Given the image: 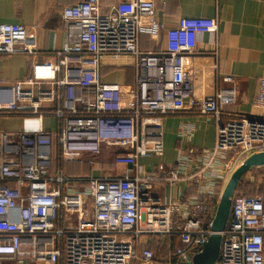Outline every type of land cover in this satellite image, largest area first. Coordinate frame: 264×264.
<instances>
[{
	"label": "built area",
	"instance_id": "built-area-1",
	"mask_svg": "<svg viewBox=\"0 0 264 264\" xmlns=\"http://www.w3.org/2000/svg\"><path fill=\"white\" fill-rule=\"evenodd\" d=\"M155 8L154 0H121L105 10L100 0L72 3L62 11V45L39 64L42 71L0 78V116L57 120L53 131H0V264H193L213 234L231 176L249 156L264 152V67L256 111L226 112L236 93L206 92L207 70L196 66L204 56L193 40L218 31V20L183 17L165 27ZM162 32L164 47L140 48L142 35ZM37 50V36L23 24L0 23V57ZM125 56L134 80L105 81V60ZM182 112L214 119V145L194 146L188 134L174 163L151 169L142 160L165 155L156 118ZM112 147L121 173L71 175L63 168L65 161L96 167ZM179 181L197 186L198 194L157 196L158 183ZM159 237L174 241L161 260L150 247ZM221 237L213 264H264V194L236 193Z\"/></svg>",
	"mask_w": 264,
	"mask_h": 264
},
{
	"label": "crops",
	"instance_id": "crops-1",
	"mask_svg": "<svg viewBox=\"0 0 264 264\" xmlns=\"http://www.w3.org/2000/svg\"><path fill=\"white\" fill-rule=\"evenodd\" d=\"M80 0H0V23H20L28 32L37 36L38 53L32 55L18 52L0 57V78L14 81L40 73L39 64L44 63L54 48L62 45L64 38L63 9ZM103 9L121 0H100ZM157 19L165 27H173L183 17H207L218 20V31L198 33L193 37L197 53L203 55L196 60L198 69L207 70L206 92H218L224 88L233 89L235 100L225 106L226 112L251 114L256 111L253 101L258 93L259 77L264 67V0H154ZM165 46L164 32L158 36L142 35L140 48L159 50ZM211 69L213 72L211 73ZM104 80L131 83L135 78V68L128 56L118 61L105 60ZM224 76L233 77L224 81ZM57 120L53 116L44 120L25 118L21 114L1 115L0 131H21L36 127L53 131ZM165 155L162 158H144L142 161L154 168L159 162L172 164L178 157L180 148L188 143L197 147L210 148L214 145L216 127L213 118L198 112L170 114L162 118ZM189 129V131H187ZM185 131V132H184ZM187 131V133H186ZM190 132V133H188ZM116 147L104 149L96 167L87 161H70L67 174L98 175L123 172V167L113 164ZM99 168L103 170H94ZM255 168L247 171L243 178ZM163 192L162 201L173 195L189 197L198 194L199 188L179 181L175 186L158 183L156 192ZM221 189V188H219ZM218 189V190H219ZM215 206V204L213 205ZM7 264V263H6Z\"/></svg>",
	"mask_w": 264,
	"mask_h": 264
},
{
	"label": "water",
	"instance_id": "water-1",
	"mask_svg": "<svg viewBox=\"0 0 264 264\" xmlns=\"http://www.w3.org/2000/svg\"><path fill=\"white\" fill-rule=\"evenodd\" d=\"M259 166H264V152L249 156L243 164L235 170L218 204L212 224L213 234L210 235L203 251L194 256L193 264H213L218 259L222 241L221 232L225 229L229 219L232 198L236 194L239 181L247 171L253 167Z\"/></svg>",
	"mask_w": 264,
	"mask_h": 264
},
{
	"label": "rangeland",
	"instance_id": "rangeland-1",
	"mask_svg": "<svg viewBox=\"0 0 264 264\" xmlns=\"http://www.w3.org/2000/svg\"><path fill=\"white\" fill-rule=\"evenodd\" d=\"M157 121L162 122V118L157 117ZM101 157V156H100ZM67 163H65V168L67 167ZM238 165V162L235 163V166ZM234 166V167H235ZM243 191L250 193H263L264 192V171H260L259 168H255L254 170L250 171V174H247L246 177H244L242 182ZM163 189L161 191H157V196L161 199H163ZM155 242L153 244L159 245L157 249H155L157 259L161 260L169 255V252L171 250L170 245L172 244L171 240L163 238H153ZM164 247V248H162ZM162 248V249H161Z\"/></svg>",
	"mask_w": 264,
	"mask_h": 264
},
{
	"label": "trees",
	"instance_id": "trees-1",
	"mask_svg": "<svg viewBox=\"0 0 264 264\" xmlns=\"http://www.w3.org/2000/svg\"><path fill=\"white\" fill-rule=\"evenodd\" d=\"M66 162H70V161H65V162H63V168H64V170L66 171V172H68V169L67 168H65V163ZM55 168H56V161L55 160H52V169L53 170H55ZM260 169V171H264V168H259ZM243 177L241 178V180L239 181V184H238V186H237V189H236V193L237 194H240V195H254V194H256V193H250V192H246L245 190L243 191L242 189H243V187H242V182H243ZM261 194H264V192L263 193H261ZM156 240V239H155ZM155 240L153 239L152 240V242L150 243V247L155 251V249H157L158 248V246L159 245H157V244H153V242H155ZM172 242H174L173 240H172ZM162 248H164V247H162ZM161 248V249H162Z\"/></svg>",
	"mask_w": 264,
	"mask_h": 264
}]
</instances>
